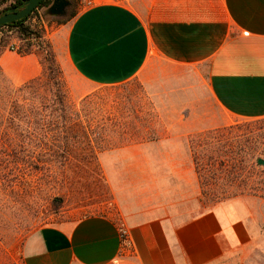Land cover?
Here are the masks:
<instances>
[{"label":"rangeland","instance_id":"374dc122","mask_svg":"<svg viewBox=\"0 0 264 264\" xmlns=\"http://www.w3.org/2000/svg\"><path fill=\"white\" fill-rule=\"evenodd\" d=\"M49 6L37 8L20 25L22 30L0 28V57L5 55L13 68L22 67L18 51L28 46L40 74L51 55L74 108H81L84 96L96 99L100 110L96 131L110 112L111 124H116L110 130L113 141L95 153L55 148L53 155L48 148V155L38 156L48 164L35 170L29 162L36 163L34 149L26 145L30 150L21 154L18 147L12 149L13 131L7 124L12 117L28 113L33 104L39 106L41 99L0 95V264H22L24 238L44 225L88 215L108 216L116 222L182 218L228 201L257 226L260 247L245 254L252 258L251 264H264V165L255 158L264 149V123L258 128L251 122L258 118L224 113L204 84L190 86L188 73H176L180 75L176 78L169 72V77L158 81L154 76L149 82L132 78L109 86L87 83L72 69L64 49L71 13L85 5L70 0L64 16L46 14ZM1 69L14 87L25 82L15 83ZM130 121L136 122L137 136L120 146L122 123ZM146 132L156 139L144 141Z\"/></svg>","mask_w":264,"mask_h":264},{"label":"crops","instance_id":"0c3cea01","mask_svg":"<svg viewBox=\"0 0 264 264\" xmlns=\"http://www.w3.org/2000/svg\"><path fill=\"white\" fill-rule=\"evenodd\" d=\"M65 56L89 84L141 82L169 72L204 84L224 113L264 117V0H100L65 32ZM24 63L0 65L15 83L37 76ZM174 75L179 78L180 75ZM259 230L231 201L187 217L116 222L103 215L48 224L21 244L22 264H251Z\"/></svg>","mask_w":264,"mask_h":264},{"label":"trees","instance_id":"16d2710c","mask_svg":"<svg viewBox=\"0 0 264 264\" xmlns=\"http://www.w3.org/2000/svg\"><path fill=\"white\" fill-rule=\"evenodd\" d=\"M26 1L27 0H0V15L10 8H22ZM51 2L52 0H41L29 15L20 20L3 24L0 28L4 26H19V30H22L20 25L37 8L47 7ZM74 15L75 13L72 12L71 16L73 17ZM18 52L25 55L32 51L27 46L24 49H20ZM45 61H47L48 64L43 67L42 72L38 76L25 81L17 87L12 85L0 67V95H5L8 99L9 97L16 96L26 97V100L41 99L39 101V106L33 107V104L28 113H22L19 117H12L9 120V124H7L13 131L9 142V144H13L12 149L18 147L17 152L20 154L32 148L34 149L33 153L37 154L34 157L35 159L37 158L36 163L33 165L32 159L29 162L35 170H42L43 166L48 164L46 162L47 159L38 160V156L41 157L44 156V154L48 155V148L52 151L53 155L57 154L55 148H61L67 153L73 148L89 149L91 153L107 149L112 144L110 142L113 141L110 135L111 127L116 125L111 124L112 118L110 117V112L106 111L108 115L104 118L101 117V120L104 119V121H101L102 126L100 127V131H96V117L100 115L96 99L89 95L84 96L80 99L81 108H74L67 95L64 84L58 76V71L53 67L52 56L49 55ZM251 122L256 124L255 127L258 125V128H260L262 123H264V117L255 119ZM134 123L136 122L130 121L127 125L122 123L123 130L118 135L117 140L120 146L123 145L125 141H132L131 139H133L134 135L137 136V134H135L137 129ZM2 125L3 123L1 121L0 127ZM145 125L144 127L148 128V126ZM142 137H145L142 138L144 141L156 139V135L154 136L152 132H146ZM26 140H28L27 143ZM26 145H30L31 148L29 150L26 149ZM6 150L8 149L6 148ZM255 158L256 161L258 158L264 159V149L256 154ZM259 166L261 165L259 164ZM25 169L26 168H24V171H22L23 169L21 170L23 174H25Z\"/></svg>","mask_w":264,"mask_h":264},{"label":"water","instance_id":"95a60500","mask_svg":"<svg viewBox=\"0 0 264 264\" xmlns=\"http://www.w3.org/2000/svg\"><path fill=\"white\" fill-rule=\"evenodd\" d=\"M40 1L41 0H27L25 5L20 9L10 8L0 15V26L26 17L37 7ZM69 6L70 0H52L45 13L50 16H64ZM257 163L264 165V159L258 158Z\"/></svg>","mask_w":264,"mask_h":264},{"label":"built area","instance_id":"2783aa9c","mask_svg":"<svg viewBox=\"0 0 264 264\" xmlns=\"http://www.w3.org/2000/svg\"><path fill=\"white\" fill-rule=\"evenodd\" d=\"M100 0H82V3L86 6L94 5L98 3Z\"/></svg>","mask_w":264,"mask_h":264}]
</instances>
